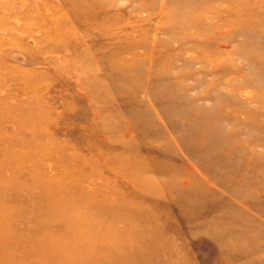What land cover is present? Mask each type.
Wrapping results in <instances>:
<instances>
[{"label":"rangeland","instance_id":"1","mask_svg":"<svg viewBox=\"0 0 264 264\" xmlns=\"http://www.w3.org/2000/svg\"><path fill=\"white\" fill-rule=\"evenodd\" d=\"M0 264H264V0H0Z\"/></svg>","mask_w":264,"mask_h":264}]
</instances>
